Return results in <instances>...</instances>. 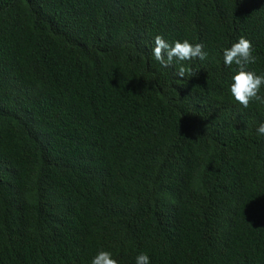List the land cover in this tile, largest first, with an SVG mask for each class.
<instances>
[{"label":"trees","instance_id":"trees-1","mask_svg":"<svg viewBox=\"0 0 264 264\" xmlns=\"http://www.w3.org/2000/svg\"><path fill=\"white\" fill-rule=\"evenodd\" d=\"M157 35L208 55L164 68ZM240 37L264 74V0H0V264H264V102L223 64Z\"/></svg>","mask_w":264,"mask_h":264},{"label":"clouds","instance_id":"clouds-1","mask_svg":"<svg viewBox=\"0 0 264 264\" xmlns=\"http://www.w3.org/2000/svg\"><path fill=\"white\" fill-rule=\"evenodd\" d=\"M151 55L162 67L167 68L174 61L177 63L196 59L203 61L208 54L200 43L176 40L169 44L157 35L154 38ZM255 59L251 42L244 37H240L229 48L223 50V64L225 66L235 64L238 68L231 76L230 94L233 100L244 108L249 106L250 101L264 102V97L259 95L261 87L264 86V74H257L246 68L248 64L254 63ZM185 74L184 67L178 68L175 72L176 77L180 79H183ZM256 133L264 137V121L258 124ZM90 264H118V262L110 251L101 250L92 257ZM135 264H150V258L146 253H140L135 257Z\"/></svg>","mask_w":264,"mask_h":264}]
</instances>
